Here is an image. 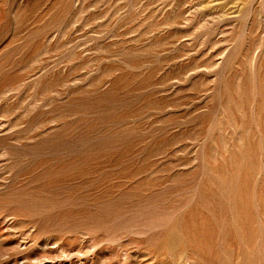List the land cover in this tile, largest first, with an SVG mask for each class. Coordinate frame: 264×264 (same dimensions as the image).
<instances>
[{
	"label": "rangeland",
	"instance_id": "obj_1",
	"mask_svg": "<svg viewBox=\"0 0 264 264\" xmlns=\"http://www.w3.org/2000/svg\"><path fill=\"white\" fill-rule=\"evenodd\" d=\"M0 264H264V0H0Z\"/></svg>",
	"mask_w": 264,
	"mask_h": 264
}]
</instances>
